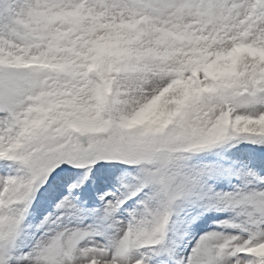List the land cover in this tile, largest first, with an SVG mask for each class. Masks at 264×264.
<instances>
[{
    "label": "snow or ice",
    "instance_id": "1",
    "mask_svg": "<svg viewBox=\"0 0 264 264\" xmlns=\"http://www.w3.org/2000/svg\"><path fill=\"white\" fill-rule=\"evenodd\" d=\"M0 264H264V0H0Z\"/></svg>",
    "mask_w": 264,
    "mask_h": 264
}]
</instances>
